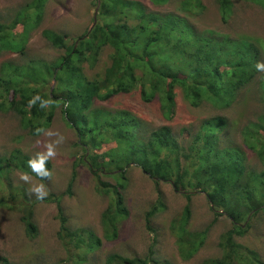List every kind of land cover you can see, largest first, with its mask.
Returning a JSON list of instances; mask_svg holds the SVG:
<instances>
[{"label": "trees", "instance_id": "trees-1", "mask_svg": "<svg viewBox=\"0 0 264 264\" xmlns=\"http://www.w3.org/2000/svg\"><path fill=\"white\" fill-rule=\"evenodd\" d=\"M47 1L33 0L18 12L9 28L0 23V53L14 48L11 41L16 40L8 33H13L19 24L23 25L24 36L29 33L28 26L39 24ZM215 1L224 30L231 26L237 4H251L264 12V0ZM149 2L154 7L175 4V9L163 13L150 11L137 0H97L96 23L94 18L90 29L72 44L65 34L44 31L43 36L64 55L53 63L33 59L19 65L11 61L2 64L0 112L18 113L24 130L38 138L52 126L61 109L84 153L77 164L87 165L97 193L110 199L102 215L107 240H117L119 222L128 215L124 191L129 170L137 167L156 186L170 184L188 202L170 225L183 261L195 258L208 240V231L190 230V203L199 192L206 196L217 218L224 215L232 222L219 243L222 256L203 264H255L256 252L239 244L236 237L247 233L250 219L264 213V71L256 69L257 62H264V39L201 29L196 23L207 12L203 0ZM6 42L10 46L3 48L1 45ZM24 50L23 44L12 53L23 54ZM105 52L108 64L102 73L88 77L86 66L93 69ZM135 89L140 90L145 103L158 98L167 121L175 115L178 90L184 101L196 109L208 104L216 111H229L251 99L258 103L260 111L255 121L242 127L241 144L231 135L234 125L221 115L202 120L198 133L187 141L181 140L169 125L151 131L146 138L144 123L131 112L95 107L96 102H109ZM118 127L125 129L122 135ZM184 133L187 131L183 136ZM121 141L126 146H121ZM249 152L255 153L260 170L247 165ZM30 160L21 149L0 158V206H10L22 214L29 237L35 238L37 227L32 221L31 199L25 188L14 185L11 173L20 170L44 182L51 176L52 164L49 159L45 161L44 169L50 175L41 176L29 166ZM76 176L75 172L65 195H73ZM159 194L157 205L146 215L151 232H155L152 220L166 207L162 193ZM60 200L58 196L33 199L35 204ZM59 220V238L65 244L68 262L89 263L102 240L94 231L71 229L62 207ZM0 264L11 263L0 256ZM106 264L169 263L153 259L152 254L144 259L116 254L109 255Z\"/></svg>", "mask_w": 264, "mask_h": 264}, {"label": "rangeland", "instance_id": "rangeland-1", "mask_svg": "<svg viewBox=\"0 0 264 264\" xmlns=\"http://www.w3.org/2000/svg\"><path fill=\"white\" fill-rule=\"evenodd\" d=\"M137 1L147 6L150 11L165 13L175 9V4L154 7L149 0ZM203 1L207 6V12L201 18L198 17L196 23L201 29L226 30L229 33L233 32V35L237 33L264 39V12L261 8L246 3L237 4L231 26L224 30L216 11V1ZM32 2L33 0H0V23L9 28L16 20L18 12ZM96 3L97 0H48L39 24L36 27L32 24L27 27L29 32L27 36L22 34L24 31L22 24H19L13 33H8L9 37L14 36L12 38L16 40L11 41L14 48L24 44L25 50L23 54L12 53L14 48L1 52L0 66L8 61L17 65L33 59L49 63L57 61L64 55V51L55 49L43 36L44 31L65 34L69 37L67 42L72 44L93 24ZM1 46L6 48L10 45L6 42ZM106 64L107 52L93 69L86 66V75L94 77L102 73L101 70ZM178 91L180 95L171 121L163 118L159 99L149 104L145 103L139 89L129 94H120L109 102H96L95 107L131 112L144 123L146 138L151 131L169 125L184 141L189 140L190 135L198 133L202 120L221 115L234 125L231 135L240 144L242 127L252 120L255 121V116L260 111L258 103L251 99L248 104H242L229 111H216L208 104L196 109L185 102L181 90ZM118 130L120 135L125 131L123 127H118ZM185 130L187 133H184V136L187 138L183 136ZM120 144L126 146L125 141H121ZM49 147L55 151V156L48 158L52 164L48 180L40 181L20 170H13L11 173L14 185L25 188L31 199L29 203L33 205L32 221L37 227L36 237H29L22 222V214L9 208L10 206H5L7 208L0 206V256L11 264H70L65 244L59 238L61 226L59 207L63 208L71 229L94 231L102 240L101 247L90 255L87 264H106L107 257L116 254L130 259H144L151 257L152 254L153 259L169 264H203L207 259L222 256L219 243L224 233L231 229L232 222L224 215L217 218L206 196L197 192L190 203L192 209L190 230L208 231V240L195 258L190 261L182 260L176 239L170 232V225L182 214L188 202L184 195L177 193L170 184L162 183L159 187L156 186L153 180L137 167L131 168L127 175L129 183L124 196L128 215L119 222L117 240H107L104 236L102 215L109 207L110 199L97 193L95 179L87 165L77 164V160L84 153L77 145L76 134L64 121L61 109L57 110L52 126L38 138L31 137L28 131L24 130L18 113L0 112V158L9 157L13 150L21 149L32 160H37L41 156H47ZM249 159L247 165L260 170L261 165L255 153L249 152ZM75 172L77 176L73 185V195H65ZM23 176H27L28 180L22 179ZM109 180L114 182L112 179ZM41 185L47 192L45 197H61L60 203L35 204L36 201L33 199H37V195L32 189ZM159 192L162 193L166 207L152 220L151 227L155 232H151L147 227L146 215L157 205ZM249 223L247 233L236 237V241L248 250L256 252L258 261L255 264H264V213L250 219ZM244 227L246 229V226Z\"/></svg>", "mask_w": 264, "mask_h": 264}, {"label": "clouds", "instance_id": "clouds-1", "mask_svg": "<svg viewBox=\"0 0 264 264\" xmlns=\"http://www.w3.org/2000/svg\"><path fill=\"white\" fill-rule=\"evenodd\" d=\"M256 69L258 71H264V62H257ZM31 103L32 102H30V104ZM48 149L49 150H48L47 156H41L39 159V162H37L35 160L29 161V166L33 169V171L39 173L41 176H49L50 175V173L48 171H45V169H44L45 161L48 158L55 156V151H52L50 147ZM21 178L24 179L25 181L28 180L27 176H23ZM32 191L35 192V194L37 195V198H39V199H43L47 195V192L44 190L43 185H41L39 188L32 189Z\"/></svg>", "mask_w": 264, "mask_h": 264}, {"label": "water", "instance_id": "water-1", "mask_svg": "<svg viewBox=\"0 0 264 264\" xmlns=\"http://www.w3.org/2000/svg\"><path fill=\"white\" fill-rule=\"evenodd\" d=\"M98 11H99V8H97V10H96V14H95V23H96V19H97V14H98Z\"/></svg>", "mask_w": 264, "mask_h": 264}]
</instances>
